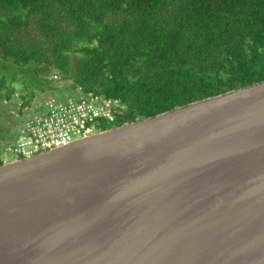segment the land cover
<instances>
[{
	"label": "water",
	"instance_id": "water-1",
	"mask_svg": "<svg viewBox=\"0 0 264 264\" xmlns=\"http://www.w3.org/2000/svg\"><path fill=\"white\" fill-rule=\"evenodd\" d=\"M0 264H264V81L1 165Z\"/></svg>",
	"mask_w": 264,
	"mask_h": 264
},
{
	"label": "trees",
	"instance_id": "trees-1",
	"mask_svg": "<svg viewBox=\"0 0 264 264\" xmlns=\"http://www.w3.org/2000/svg\"><path fill=\"white\" fill-rule=\"evenodd\" d=\"M55 74L72 79L59 99L118 100L96 131L260 83L264 0H0V105L23 115Z\"/></svg>",
	"mask_w": 264,
	"mask_h": 264
},
{
	"label": "built area",
	"instance_id": "built-area-1",
	"mask_svg": "<svg viewBox=\"0 0 264 264\" xmlns=\"http://www.w3.org/2000/svg\"><path fill=\"white\" fill-rule=\"evenodd\" d=\"M54 77L58 78V75ZM42 103H38L29 116H24L18 138L8 143L0 154L29 158L95 134L99 132L94 127L95 118L104 116L112 119L114 105L119 102L79 94L67 99L49 95Z\"/></svg>",
	"mask_w": 264,
	"mask_h": 264
},
{
	"label": "rangeland",
	"instance_id": "rangeland-1",
	"mask_svg": "<svg viewBox=\"0 0 264 264\" xmlns=\"http://www.w3.org/2000/svg\"><path fill=\"white\" fill-rule=\"evenodd\" d=\"M71 83H72V79L71 78H68V79H60V78H58L57 80L52 82V87H50L48 89V91H39V90H37L38 92H37V95L35 97L36 99L32 103V108L26 109L23 115H18V113H17V108H18V104H19L18 102H17V104L13 103V104H9V105H5V103H1L0 107L2 109L5 106L8 108V113H9L10 119H9L8 122H6L5 126H9V127H11L14 130V134H15V138H13L14 141H15L16 138H18L19 128H20V125H21V123H22V121L24 119V116H29L28 114L33 112L32 109H35V108H37L38 105L43 104L42 101H44V99L46 97H48L50 94H54V93L55 94L56 93L57 94H62L61 93L62 90L72 86ZM63 96H66V94L64 93ZM15 98L16 99L18 98L17 95H16ZM17 101H19V100H17ZM1 125H2V121H0V126ZM14 141H9V142L13 143ZM8 143L4 144L2 146V148H5V146ZM2 157L5 159V162H11V161H15V160L18 159V157H16V156H10V155H6V154H3Z\"/></svg>",
	"mask_w": 264,
	"mask_h": 264
},
{
	"label": "clouds",
	"instance_id": "clouds-1",
	"mask_svg": "<svg viewBox=\"0 0 264 264\" xmlns=\"http://www.w3.org/2000/svg\"><path fill=\"white\" fill-rule=\"evenodd\" d=\"M99 132H100V131H99ZM46 151H49V150H46ZM42 152H43V151H42ZM18 159H25V158H20V157H18ZM5 163H7V162H5ZM5 163H4V164H5Z\"/></svg>",
	"mask_w": 264,
	"mask_h": 264
}]
</instances>
